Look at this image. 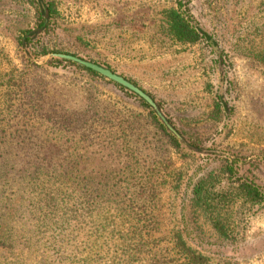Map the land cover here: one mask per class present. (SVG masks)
<instances>
[{"label":"trees","instance_id":"16d2710c","mask_svg":"<svg viewBox=\"0 0 264 264\" xmlns=\"http://www.w3.org/2000/svg\"><path fill=\"white\" fill-rule=\"evenodd\" d=\"M24 1L34 10L35 30L20 33L28 34L31 54L46 55L53 50L28 40L41 29L48 33L42 7L46 18H54L55 0ZM189 3L175 0L173 6L151 11L144 29L156 56L174 47L202 45L220 59L217 39L192 16ZM72 31L81 44L100 33L82 27ZM243 55L259 69V56ZM62 62L133 99L143 112L117 99L81 96L53 80L33 81L34 71L0 75V264H231L190 246L177 218L205 223L218 238L229 240L238 225L233 214H253L264 206L260 188L235 178L226 163L211 168L208 163L186 178L188 189L183 193L186 159L191 162L193 157L181 154V143L150 107L95 72ZM226 94L225 88L215 93L212 117L231 111ZM187 140L190 144L185 145L197 151L193 146L198 141ZM172 153L182 160L179 166ZM164 195L166 224L158 206ZM177 202L182 205L179 211Z\"/></svg>","mask_w":264,"mask_h":264},{"label":"rangeland","instance_id":"374dc122","mask_svg":"<svg viewBox=\"0 0 264 264\" xmlns=\"http://www.w3.org/2000/svg\"><path fill=\"white\" fill-rule=\"evenodd\" d=\"M174 1L55 0L57 15L45 22L48 33L41 29L28 40H38L53 51L33 55L26 45V33L20 32L35 29L34 10L24 0H0V75L17 69L34 71L33 81L53 80L80 91L81 96L117 99L137 113L143 112L133 99L49 55H71L106 68L151 95L162 116L171 126L174 123L172 128L187 144L188 137L198 141V146L192 145L198 151L181 144V154L193 157L191 162L186 159L183 193L192 173L204 170L208 163L210 168L226 163L235 178L247 179L264 196V0H190L192 16L217 39L220 59L202 45L174 47L170 53L156 56L155 44L144 28L149 26L152 10L173 6ZM80 27L100 33L87 36L81 44L72 31ZM244 52L261 58L258 70L248 63ZM222 88L227 89L231 111L214 118L215 93L221 94ZM171 158L175 166L182 161L174 153ZM167 197L158 204L161 214L167 211ZM174 204L178 211L182 208L178 202ZM233 215L238 225L229 240L218 238L205 223H184L180 216L176 223L187 243L212 260L264 264V206L253 214ZM164 217L162 223L166 224Z\"/></svg>","mask_w":264,"mask_h":264},{"label":"water","instance_id":"95a60500","mask_svg":"<svg viewBox=\"0 0 264 264\" xmlns=\"http://www.w3.org/2000/svg\"><path fill=\"white\" fill-rule=\"evenodd\" d=\"M40 1V0H37ZM43 10V24L46 22V11L44 7H42ZM35 30V29H34ZM33 31V30H32ZM28 36V34H25ZM49 57L57 58L63 61H68L72 62L78 66H81L83 68L89 69L96 74L102 76L103 78L107 79L108 81L117 84L118 86H121L125 90L129 91L133 95L137 96L139 99H141L143 102H145L150 109L153 111L154 115L156 118L160 121V123L164 126V128L183 146L188 148L185 145V141L181 138V136L172 128V126L168 123V121L162 116V114L159 111L158 106L154 103V101L147 95L145 94L142 90L125 80L124 78L112 73L110 70L103 68L97 64L85 61L83 59H80L78 57H74L71 55H66V54H51ZM190 149V148H188ZM194 151V149H190ZM196 151V150H195ZM198 151V150H197Z\"/></svg>","mask_w":264,"mask_h":264}]
</instances>
